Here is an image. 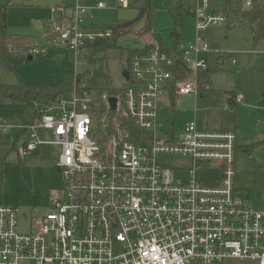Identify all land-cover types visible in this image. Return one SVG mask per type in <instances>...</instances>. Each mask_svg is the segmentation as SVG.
I'll return each instance as SVG.
<instances>
[{
	"label": "built area",
	"instance_id": "built-area-1",
	"mask_svg": "<svg viewBox=\"0 0 264 264\" xmlns=\"http://www.w3.org/2000/svg\"><path fill=\"white\" fill-rule=\"evenodd\" d=\"M116 6L129 4L117 0ZM253 6L254 0L246 1V10ZM208 9L209 0H200L194 11L198 35L185 49H166L152 39L144 45L152 49L134 57L124 104L103 97V131L111 115L114 123L108 139L99 138L96 112L102 103L86 74L74 75L69 98L37 107L38 115L21 128L19 152L25 157L41 148L59 150L62 198L36 220L34 233L19 231L16 206L0 205V264H264V210L238 193L236 133L204 131L190 122L172 142L155 134L164 97L174 92L198 98L211 91L204 58L210 49L203 32L226 18L209 15ZM88 11L73 7L62 15L66 24L53 31L58 45L77 58L90 44L113 35L107 26H88ZM45 53L31 48L26 56ZM111 97L117 99L116 110ZM243 102L235 95L227 108L235 110ZM120 116L138 132H152L150 143L142 145L141 134L121 129ZM10 129L8 121H0V135ZM159 155L189 159L187 174L178 176L177 169L158 163ZM202 164L221 168L220 186L198 182Z\"/></svg>",
	"mask_w": 264,
	"mask_h": 264
},
{
	"label": "rangeland",
	"instance_id": "rangeland-1",
	"mask_svg": "<svg viewBox=\"0 0 264 264\" xmlns=\"http://www.w3.org/2000/svg\"><path fill=\"white\" fill-rule=\"evenodd\" d=\"M116 1L0 0L6 9L8 35L22 38L20 45L29 46L26 51L46 49L45 54L35 55L33 62L27 60L16 70L10 69L0 58V84L57 86L64 73H72L89 76V85L95 89H123L128 85L123 73L130 69L133 51L151 39L166 49L183 50L198 35L197 17L186 14L185 10L194 12L200 0H127L128 8H118ZM246 1L209 0L208 14L226 18L222 25H212L203 32L210 49L204 58L212 91L205 99L179 96L172 104L165 98L157 116L155 134L159 139L172 142L180 138L184 124L195 120L202 130L235 132L240 144L253 145L248 149L239 147L236 151L238 193L251 207L264 210V44L255 48L251 28L246 24L242 26L234 15L246 10ZM100 2L105 8L96 9ZM75 6L88 8L87 20L111 27L120 21H134L140 9L151 7V29L143 19L121 32L124 34L118 37L115 48L102 52L87 50L77 58L58 45V37L53 32L55 27L66 24L62 15H69ZM170 9L176 10L173 15ZM60 10L63 11L58 14ZM175 29L180 35L179 43L172 36ZM233 92L243 98L244 103L236 110H229L227 98ZM33 112L30 108L25 112L22 107L8 102L0 105V121L6 120L11 125L7 133L0 135V198L4 205L19 209L21 233H34L36 220L50 210L54 200L62 198V179L57 168L59 150L41 149L23 157L19 152L20 144L9 138L18 137L27 124V116ZM137 134L142 135V145H148L153 137L152 132ZM157 160L161 165L177 169L178 176L183 172V177L190 164L189 159L173 156L159 155ZM221 172L215 165L202 164L197 180L202 186L217 187L221 184ZM228 264L253 263L233 260Z\"/></svg>",
	"mask_w": 264,
	"mask_h": 264
},
{
	"label": "trees",
	"instance_id": "trees-1",
	"mask_svg": "<svg viewBox=\"0 0 264 264\" xmlns=\"http://www.w3.org/2000/svg\"><path fill=\"white\" fill-rule=\"evenodd\" d=\"M176 10L170 9L171 14ZM139 17L134 21H120L114 27L107 26L113 30V35L111 38L101 39L96 41L93 44L88 46L90 50L96 51H107L113 49L117 45V39L119 36L123 35L122 31H126L128 28L132 27L136 22H139L145 19V23L148 26V29H151V18H152V9L143 8L139 10ZM186 14L194 16V12L191 10H185ZM145 13V15H144ZM236 19L240 24L248 25L252 30V45L257 48L264 44V0L263 2L258 3V0H254V6L251 10L237 11L235 12ZM105 26L104 30L107 28ZM172 36L174 37L176 43H179L180 35L175 29L172 31ZM22 38H13L8 35L6 29V9L5 6L0 4V58L2 61L12 70H16L27 62L28 58L26 56V48L29 46H21L20 42ZM152 48L144 46L140 49L133 51L130 56V69L132 66V61L134 57L138 54H146L150 52ZM130 69L127 72H130ZM74 82V75L72 73H64L62 75V81L57 86H31L24 84L22 82L16 85H6L0 84V105L4 102H8L9 105L19 106L26 110L28 108L34 110L32 114L34 117L38 115V106H41L44 102H55L57 99L67 96L70 93L71 87ZM97 95L101 100V108L96 112V124L99 127L100 140H106L114 132V123L113 115H111L110 120L111 124L108 129L103 131L102 129V117L107 112V107L103 102V97L114 96L119 99V101L124 104L125 94L124 88H108V89H98ZM174 94V92H172ZM109 116V115H108ZM118 125L121 129L130 131L137 134L138 130L134 127V124L129 119L120 116L117 118ZM2 193V186L0 184V194ZM2 200L0 198V205H2Z\"/></svg>",
	"mask_w": 264,
	"mask_h": 264
},
{
	"label": "crops",
	"instance_id": "crops-1",
	"mask_svg": "<svg viewBox=\"0 0 264 264\" xmlns=\"http://www.w3.org/2000/svg\"><path fill=\"white\" fill-rule=\"evenodd\" d=\"M116 3H117V1H116ZM86 22H87V25L88 26H91L92 25V23H94V22H92V19L91 20H87V16H86ZM180 39V38H179ZM144 47V46H143ZM87 50H90V49H87ZM87 50H85V51H87ZM34 60V59H33ZM33 62V61H32ZM125 72H127V71H125ZM207 78H208V80H209V82H210V72L208 71V73H207ZM95 89V88H94ZM96 90H98V89H96ZM211 91H212V89H211ZM211 91L210 92H208V93H206V94H204V95H201L200 97H198V99H205L206 97H207V95L208 94H210L211 93ZM236 95V93L235 92H233V93H231V94H229L228 95V98H227V102H228V104H231L232 102H233V98H234V96ZM179 96H175L174 94H171L170 96H168V97H164L163 99H162V102H161V108H160V110L162 111V105H163V100L166 98V101L167 102H169L170 104H172V100H173V102H174V99H176V98H178ZM186 97H191V96H185V97H181V98H186ZM192 97H194V96H192ZM196 98V97H195ZM244 103V102H243ZM49 104H51V103H49V102H44V103H42L41 105H44V106H46V105H49ZM243 105V104H242ZM240 106V105H239ZM238 108V106L237 107H235V110ZM159 110V111H160ZM196 112H197V110H196ZM31 117H33L34 118V114H32L31 116H27V122L31 119ZM194 122H196L197 123V126H198V128L200 129V130H202L203 128H200V126H199V124H198V122L195 120ZM186 124H184L183 126H182V131H183V128H184V126H185ZM204 130H206V131H212V130H209V129H207V128H204ZM221 131H223V130H221ZM214 132H218V131H214ZM7 133V132H6ZM235 133V132H234ZM237 135V134H236ZM9 138H10V140H12V141H16V143L17 144H19V140H20V134L18 135V137H12V136H9ZM237 141H238V146L240 147V148H245V149H248V147L250 148V147H252L253 145H248V144H245V145H242V144H240L239 143V138L237 137ZM41 149H44V150H53V149H49V148H41ZM40 149V150H41ZM39 151V150H38ZM212 165H215V164H212ZM215 166H217V167H219L218 165H215ZM220 168V167H219ZM220 170H221V168H220ZM221 174H222V172H221ZM223 175V174H222ZM221 181H222V178H221Z\"/></svg>",
	"mask_w": 264,
	"mask_h": 264
},
{
	"label": "water",
	"instance_id": "water-1",
	"mask_svg": "<svg viewBox=\"0 0 264 264\" xmlns=\"http://www.w3.org/2000/svg\"><path fill=\"white\" fill-rule=\"evenodd\" d=\"M32 61H33V58L29 57L28 58V62H32ZM123 76L125 77V79H128L129 78V73L128 72H124ZM109 103H110L111 109L112 110H116V108H117V99L114 98V97H111L110 100H109Z\"/></svg>",
	"mask_w": 264,
	"mask_h": 264
}]
</instances>
